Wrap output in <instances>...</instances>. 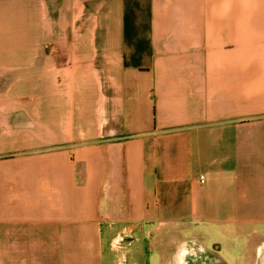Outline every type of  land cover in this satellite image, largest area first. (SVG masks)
Returning a JSON list of instances; mask_svg holds the SVG:
<instances>
[{
  "label": "crops",
  "instance_id": "obj_1",
  "mask_svg": "<svg viewBox=\"0 0 264 264\" xmlns=\"http://www.w3.org/2000/svg\"><path fill=\"white\" fill-rule=\"evenodd\" d=\"M182 245L264 264V0H0V264Z\"/></svg>",
  "mask_w": 264,
  "mask_h": 264
},
{
  "label": "flooded vegetation",
  "instance_id": "obj_2",
  "mask_svg": "<svg viewBox=\"0 0 264 264\" xmlns=\"http://www.w3.org/2000/svg\"><path fill=\"white\" fill-rule=\"evenodd\" d=\"M200 250H202V249L200 248ZM186 251L187 250H186V247L184 245H182L179 248L178 252H180V253H179V256L176 258V264H187L185 258H183V255L186 253Z\"/></svg>",
  "mask_w": 264,
  "mask_h": 264
},
{
  "label": "rangeland",
  "instance_id": "obj_3",
  "mask_svg": "<svg viewBox=\"0 0 264 264\" xmlns=\"http://www.w3.org/2000/svg\"><path fill=\"white\" fill-rule=\"evenodd\" d=\"M206 244H208V242L206 243ZM198 246H197V244H195V243H191L190 244V247H188L190 250L192 249H195V248H197ZM211 247V246H210ZM212 248V247H211Z\"/></svg>",
  "mask_w": 264,
  "mask_h": 264
},
{
  "label": "built area",
  "instance_id": "obj_4",
  "mask_svg": "<svg viewBox=\"0 0 264 264\" xmlns=\"http://www.w3.org/2000/svg\"><path fill=\"white\" fill-rule=\"evenodd\" d=\"M200 182H202V179H200Z\"/></svg>",
  "mask_w": 264,
  "mask_h": 264
}]
</instances>
